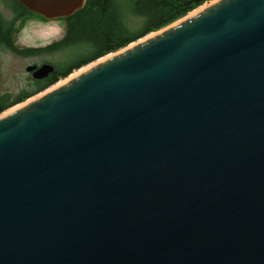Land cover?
<instances>
[{
	"label": "water",
	"instance_id": "obj_1",
	"mask_svg": "<svg viewBox=\"0 0 264 264\" xmlns=\"http://www.w3.org/2000/svg\"><path fill=\"white\" fill-rule=\"evenodd\" d=\"M128 46L0 117V264H264V0Z\"/></svg>",
	"mask_w": 264,
	"mask_h": 264
},
{
	"label": "trees",
	"instance_id": "obj_2",
	"mask_svg": "<svg viewBox=\"0 0 264 264\" xmlns=\"http://www.w3.org/2000/svg\"><path fill=\"white\" fill-rule=\"evenodd\" d=\"M207 0H86L72 19L56 47L72 48L70 60L61 64L54 77L41 83L33 80L17 93L0 94V114L46 89L88 63L157 31L196 9Z\"/></svg>",
	"mask_w": 264,
	"mask_h": 264
},
{
	"label": "flooded vegetation",
	"instance_id": "obj_3",
	"mask_svg": "<svg viewBox=\"0 0 264 264\" xmlns=\"http://www.w3.org/2000/svg\"><path fill=\"white\" fill-rule=\"evenodd\" d=\"M81 10L82 8L68 16L47 17L29 9L22 0H0V52L28 59L29 61L25 63L24 69L27 75L31 77L30 82L33 80H39L41 83L48 81L54 77V72L58 71L56 69L63 63L51 64L49 61H38L36 58L40 57L42 53H53L61 50L43 51L48 46L56 47L57 42L63 40L65 31L69 30L74 24L72 19ZM27 25H46L50 27L49 41L46 44L26 45L22 40L21 34ZM44 64L52 65L53 70L41 78H33V73ZM28 66H35V68L31 71H26Z\"/></svg>",
	"mask_w": 264,
	"mask_h": 264
},
{
	"label": "rangeland",
	"instance_id": "obj_4",
	"mask_svg": "<svg viewBox=\"0 0 264 264\" xmlns=\"http://www.w3.org/2000/svg\"><path fill=\"white\" fill-rule=\"evenodd\" d=\"M207 1H211V0H207ZM205 2L202 5H200L199 7H197L196 9L185 14L184 16L200 9L205 4ZM184 16H182V17H184ZM180 18H178V19H180ZM178 19H176V20H178ZM163 28H161L157 31L150 32L149 34L145 35L144 37H142V38H140L134 42H131L129 44V46L131 44L135 45V43L142 41L143 39L148 38L150 35H152V34L154 35V34L158 33ZM50 29L51 28L47 27L46 25H36V26L27 25V27L23 30L21 37H22V40L24 41V43L26 45H35V44H39V43L46 44L50 39V35H49ZM115 52L108 53L105 56L101 57L100 59H96V60L88 63L87 65H84V66L80 67L79 69L74 70L67 77L59 79L55 84L51 85L50 87H47L46 89L36 93L35 95L31 96L30 98L26 99L25 101L18 103L16 105L12 106L11 108L5 110L3 113L0 114V116L5 114V113L10 112L15 107H17V106L19 107L23 103H25V102H27V101L35 98V97H38V96L45 94L46 92L50 91L51 89H53L57 85L63 83L64 81L68 80L69 78H71L72 75H75L77 72L79 73L80 70H83L85 68L87 69L90 65L96 63L99 60H103L105 58L111 57ZM72 53H73L72 48H64V49H61V50H59L57 52H53V53H42L41 56L36 58V59L38 61L46 60V61H49V63H51V64H61V63L68 61L69 58L71 57ZM28 61H29L28 59H22L19 57H15V56H13L9 53H6V52H4V53L0 52V94H4V93L15 94L21 88H25V87L29 86L28 84L30 83L31 77L29 75H27V73L25 72V69H24V67H25L24 65Z\"/></svg>",
	"mask_w": 264,
	"mask_h": 264
},
{
	"label": "bare ground",
	"instance_id": "obj_5",
	"mask_svg": "<svg viewBox=\"0 0 264 264\" xmlns=\"http://www.w3.org/2000/svg\"><path fill=\"white\" fill-rule=\"evenodd\" d=\"M159 32H160V31H159ZM159 32H158V33H159ZM152 35H153V34H152ZM152 35H150V36H152ZM150 36H149V37H150ZM133 45H134V44H131V45H130V46H128V47H131V46H133ZM108 58H109V57H108ZM105 59H107V58H105ZM103 60H104V59H103ZM99 61H102V60H99ZM99 61H97V62H99ZM97 62H96V63H97ZM94 64H95V63H94ZM94 64L90 65L89 67L93 66ZM89 67H88V68H89ZM88 68H87V69H88ZM84 70H86V68H85V69H83V70H80V71H79V73L77 72L75 75H72V76H71V78H69L68 80L64 81L63 83H61V84L57 85L56 87H59L60 85L64 84L65 82H68L70 79H72V78H74L76 75H78V74L82 73ZM56 87H54L53 89H55ZM53 89H51V90H53ZM51 90H50V91H51ZM38 97H40V96H38ZM35 98H36V97H35ZM35 98H33V99H31V100H29V101H27V102L23 103V104H22V105H20L19 107H18V106H17V107H15V108H14V109H12L10 112H12V111H14V110H16V109L20 108L21 106H23V105H25V104H28V103L32 102V101H33ZM10 112H8V113H10ZM5 114H7V113H5ZM5 114H3V115H5ZM3 115H1V116H3ZM1 116H0V117H1Z\"/></svg>",
	"mask_w": 264,
	"mask_h": 264
}]
</instances>
